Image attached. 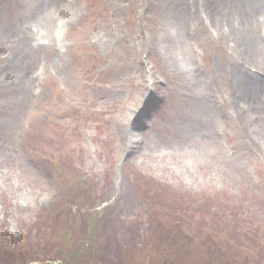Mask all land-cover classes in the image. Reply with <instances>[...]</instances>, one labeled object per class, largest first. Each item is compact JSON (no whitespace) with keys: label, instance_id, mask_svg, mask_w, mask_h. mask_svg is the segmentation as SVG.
<instances>
[{"label":"rangeland","instance_id":"obj_1","mask_svg":"<svg viewBox=\"0 0 264 264\" xmlns=\"http://www.w3.org/2000/svg\"><path fill=\"white\" fill-rule=\"evenodd\" d=\"M257 2L0 0V264H264Z\"/></svg>","mask_w":264,"mask_h":264},{"label":"bare ground","instance_id":"obj_2","mask_svg":"<svg viewBox=\"0 0 264 264\" xmlns=\"http://www.w3.org/2000/svg\"><path fill=\"white\" fill-rule=\"evenodd\" d=\"M236 1H237V6H239V8H237V9L241 10L239 12L240 17L244 21H246V22H248L250 24H255L257 22V19L255 17V13H256V11L259 10V7L257 6L258 5L257 0H254L252 2V4H247L246 0H236ZM136 125L137 124H135V123H132V122L130 123L131 127L132 126L135 127ZM133 152H134V150H133Z\"/></svg>","mask_w":264,"mask_h":264},{"label":"trees","instance_id":"obj_3","mask_svg":"<svg viewBox=\"0 0 264 264\" xmlns=\"http://www.w3.org/2000/svg\"><path fill=\"white\" fill-rule=\"evenodd\" d=\"M62 156L63 155L59 154L57 156V158H61ZM53 158H55V157H53ZM72 187H75L76 190H74V188H72ZM71 190H74V191L78 190V193H77L76 196H78V197L80 196L79 199H78L79 201H85L86 200L87 194H86L85 191H82V186L81 185L80 186H79V184L72 185L71 186ZM71 261L73 262V259H71Z\"/></svg>","mask_w":264,"mask_h":264},{"label":"water","instance_id":"obj_4","mask_svg":"<svg viewBox=\"0 0 264 264\" xmlns=\"http://www.w3.org/2000/svg\"><path fill=\"white\" fill-rule=\"evenodd\" d=\"M29 264H38V263H34V262H31ZM43 264H60V262H53V261H46L45 263Z\"/></svg>","mask_w":264,"mask_h":264}]
</instances>
